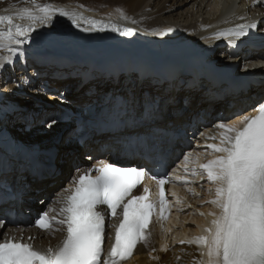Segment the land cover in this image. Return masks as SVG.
Instances as JSON below:
<instances>
[{
  "label": "bare ground",
  "instance_id": "bare-ground-1",
  "mask_svg": "<svg viewBox=\"0 0 264 264\" xmlns=\"http://www.w3.org/2000/svg\"><path fill=\"white\" fill-rule=\"evenodd\" d=\"M37 2L78 13L84 19L77 20V24L74 25L68 17L55 15L47 26L37 22V30L28 43L13 46L16 48L15 54L0 49V57L12 58V63L0 67V88L4 89L3 85L8 88L4 89L8 94L0 102V109L7 104L12 113H17L15 118L7 115L2 125L9 127L12 120H16L21 128L19 133H24L26 129L31 130L26 141H34L33 145L24 148L26 150L12 149L0 152V183L4 181L10 183L12 180L17 182L20 198L24 199L25 206L29 209L28 215L36 210L35 203L44 206L51 217L55 216L61 207L58 201L67 194L64 190L72 184L74 176L87 166L85 162L89 159L88 155L82 157L83 149L72 143L77 140L78 135L70 138L73 140L71 142L66 140L62 131L57 133L53 131L49 137H45L47 131L40 129L47 127L48 122H44V119L31 121L28 120L29 116L36 109L52 113L53 108L49 104L56 100L54 94L61 88L68 90L67 97L70 100L77 101V105L83 107V104L91 100L86 98V93L93 91L94 84L98 82L96 80L100 81L106 75L114 73L115 66L109 58L113 59L132 45L148 49L156 61V67L152 71H144L139 78L127 71L126 89L118 90L121 93L115 95L116 98L125 99V103L136 101L133 112H142L143 105L150 119L162 114L167 122H174L177 129H181L189 116L194 114L204 116L205 110L211 114L213 125L199 124V127L207 129L212 132L213 137L220 139L222 129L217 125L234 123L243 116H253L257 113L255 109L263 102L260 96L264 90L262 76L234 81L218 78L210 71V76L205 78L202 72L205 68L199 66L196 61L191 62L186 69L166 68L164 62L170 56L192 48L198 50L197 47L200 46L202 56H208L211 61L209 65H212L213 59L208 53H213L220 43L226 44L229 38L234 39L231 36L217 37L216 34L238 31L241 27L262 28L264 0H37ZM24 8H28L35 15H41L32 0H0V15H12L14 24L30 23L26 19L16 18V14ZM89 20L101 22L106 26L103 31H82V28L90 27ZM113 25L130 28L132 34L124 36L118 31H112ZM168 28L172 31L166 32L163 36L154 34ZM91 32L96 34H90ZM249 46L245 44L241 48ZM21 52L28 58L32 71L37 69L41 76L38 90L30 88L25 95L26 99L22 98L23 108L16 106L15 102L20 99L12 93L18 88L24 89L26 84L31 82L19 67V60L23 58ZM216 58V62L224 63L219 61L220 57ZM104 64L107 67H103ZM49 82H52V86L48 85ZM238 84H244L245 87L240 88ZM40 87H44L45 90L40 91ZM105 89L98 94L95 102H91L90 107L96 106L97 102H102L108 96V90ZM146 92L149 94L148 98L145 97ZM156 105L157 110L152 111ZM230 105L232 106L229 107ZM218 111L225 113L227 117L218 118ZM94 140H99L100 145L110 144L101 137H92L91 141ZM210 144L213 143H208ZM190 151L191 149L184 157L180 155L177 161L183 162L185 157H188L187 165L191 166L203 156V151L194 156L189 155ZM91 153L98 154L99 151ZM203 154L210 156L207 151ZM31 168L36 175L30 173ZM186 193V188L180 190L181 197L184 198ZM203 195L204 198L200 199ZM4 197L8 195L3 193L0 187L2 205L11 203L10 200H4ZM188 198L197 204H190L191 208L183 204V216L171 226L168 225L165 231H159L151 226L147 243H139L126 264H200L206 260V257L200 255L198 245L187 243L182 245L180 241L191 240L186 230H191L192 225L207 227L212 219L208 213L218 210L205 211L203 208V203L213 198V193H210L208 188L198 199L196 195ZM187 202L190 203L189 200ZM195 210H202L204 215H195ZM25 213L26 211L22 212V215ZM11 229L2 228L3 235ZM172 230L174 234L170 236L169 232ZM19 233H23L25 237L34 235L33 242L38 244L41 251L49 246H57L59 239H63L64 235L62 231L37 232L32 230L28 223L16 231L17 235Z\"/></svg>",
  "mask_w": 264,
  "mask_h": 264
},
{
  "label": "snow or ice",
  "instance_id": "snow-or-ice-1",
  "mask_svg": "<svg viewBox=\"0 0 264 264\" xmlns=\"http://www.w3.org/2000/svg\"><path fill=\"white\" fill-rule=\"evenodd\" d=\"M32 3L41 15L33 14L28 8L16 14L17 19L30 21L28 24H14L12 15H0V26L6 25L0 27V49L15 54L13 46L28 43L37 30V22L47 26L55 15L68 17L74 25L84 19L78 13L54 8L48 3L41 4L37 0ZM88 24L90 27L81 30L103 31L106 26L95 20H89ZM112 31L124 36L132 34V29L116 25L112 26ZM170 31L172 29L168 28L154 34L163 36ZM216 35L233 37L231 44L246 33L241 27L238 31ZM8 63H12L11 56L0 57V67ZM255 111L258 113L255 116L217 125L222 129L219 143L210 144L208 148L220 155L199 166L207 181L214 185L209 189L214 196L206 203L218 211L208 213L212 219L203 229L204 234L181 240L180 244L198 245L200 255L206 257L200 264H264V103ZM56 123L52 119L47 126L51 128ZM93 172L96 174L92 175ZM146 174L142 166H117L115 162L99 160L74 178L72 187L64 190L68 194L58 201L61 207L55 216L43 213L35 221L41 230L62 231L64 235L59 244L41 251L30 243L5 239L0 242V264H123L139 243H147L150 235L148 229L156 203L150 200L147 187L143 194H133ZM166 183L164 178L156 179L161 221L166 219L168 209ZM109 216L120 219L115 226L114 242L105 255Z\"/></svg>",
  "mask_w": 264,
  "mask_h": 264
},
{
  "label": "rangeland",
  "instance_id": "rangeland-1",
  "mask_svg": "<svg viewBox=\"0 0 264 264\" xmlns=\"http://www.w3.org/2000/svg\"><path fill=\"white\" fill-rule=\"evenodd\" d=\"M220 52H217V54H219ZM4 89H6V90H8V88L7 87H5V85H3L2 86ZM41 89H44L45 90V88L44 87H40V91H41ZM43 90V91H44ZM26 95H27V93H26ZM22 98L23 99H26V96H25V94L22 96ZM23 102V100H20V102H18L19 104H21ZM26 114H28V113H26ZM39 145H43V143H39ZM42 207V206H41ZM43 209H45L46 211H47V209L45 208V207H43Z\"/></svg>",
  "mask_w": 264,
  "mask_h": 264
}]
</instances>
